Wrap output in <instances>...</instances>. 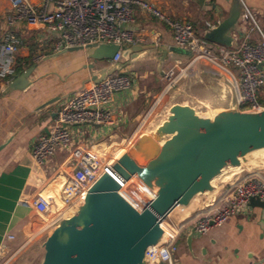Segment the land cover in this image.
<instances>
[{
  "label": "crops",
  "instance_id": "1",
  "mask_svg": "<svg viewBox=\"0 0 264 264\" xmlns=\"http://www.w3.org/2000/svg\"><path fill=\"white\" fill-rule=\"evenodd\" d=\"M145 1L172 20L190 22L194 32L203 38L211 29L207 24L215 27L227 16L234 2ZM244 3L264 31V0H244ZM8 8L9 0H0V40L4 29L3 15ZM21 30L23 47L17 69L24 71L30 60L35 61L36 66L30 79L32 84L23 92L2 96L7 84L0 80V255L13 245L21 249L34 245L43 249L54 228L41 225L47 216L38 214L26 204L27 201L40 194L55 199L56 192L69 180L75 162L83 158L85 151L93 152L106 142L125 136L130 123L141 115L150 96L155 98L162 91L166 70L177 62L186 63L188 58L187 53L173 46L172 33L163 22L151 13L137 9L130 26L135 40L131 46L140 45L150 50L139 53L137 57L133 55L136 58L130 62H120L123 64L121 71L132 81V87L112 95L106 103L113 113L114 126L73 128L69 147L57 151L46 164L37 165L31 156V147L40 136L47 134L58 107L89 85L83 83L107 65L89 71L88 67L93 62L87 60L82 51L53 58L55 54L50 47L49 34L41 29ZM246 31L247 23L239 21L230 33L233 42L240 43ZM252 40H258L256 34L252 35ZM170 48L174 49L173 53L169 52ZM164 49L167 54L162 60ZM52 64L58 69L51 70ZM193 68L194 74L169 93L166 100L170 118L164 122L180 112L197 113L203 109L202 105L213 111L225 110L235 101L229 77H220L202 66ZM233 77L237 79L236 71H233ZM58 96L62 98L60 101L41 108ZM127 146L129 148L130 145ZM121 149L125 150L112 143L104 148V153L117 156ZM259 169L264 171V162ZM246 171L242 169L236 176ZM216 192L217 189L212 197ZM259 222L260 210L247 206L240 214L228 217L220 227H212L202 235L193 234L190 247L186 243L189 231L183 236L184 242L178 244L175 264H264V230L259 227ZM8 236L13 240H8Z\"/></svg>",
  "mask_w": 264,
  "mask_h": 264
},
{
  "label": "built area",
  "instance_id": "2",
  "mask_svg": "<svg viewBox=\"0 0 264 264\" xmlns=\"http://www.w3.org/2000/svg\"><path fill=\"white\" fill-rule=\"evenodd\" d=\"M237 1L241 7L240 21L247 23V31L240 43L222 46L198 36L190 22L172 20L145 0H9V8L3 15L4 29L0 40V80L9 83L17 75L23 28L41 29L49 34L54 54L73 47L116 45L118 50L105 67L111 68L122 61V49L135 44L130 26L135 11L141 9L170 29L173 46L187 53L191 64L200 62L218 76L229 77L236 105L241 110L257 111L263 108L258 96L264 89V35L244 0ZM207 26L212 28L209 24ZM253 34L258 37L255 42ZM178 65L180 62L164 74L168 85L163 94L174 89L181 79L182 74L174 75L173 72ZM233 71L237 72V79L233 77ZM131 87L132 81L118 71L106 74L98 83L89 82L66 99L56 110L47 134L40 136L31 147L35 163L44 165L57 151L67 149L71 143V130L75 127L114 126L113 113L106 103L112 95ZM117 160L114 155L99 158L95 152L85 151L83 158L75 162L69 180L58 190L57 199L66 208L81 207L91 187L105 174L124 187L123 180L113 170ZM250 198L264 201L263 170L246 171L228 184L223 183L205 211H199L173 227L167 225L168 230L165 228L166 233L162 232L158 243L146 249V264H175L174 256L182 236L191 230L193 234L202 235L212 227H220L228 217L247 208ZM26 204L44 216L49 214L53 205L60 210L53 197L42 194ZM164 224L165 221L160 225L161 230ZM7 239L13 240V237L8 236Z\"/></svg>",
  "mask_w": 264,
  "mask_h": 264
},
{
  "label": "water",
  "instance_id": "3",
  "mask_svg": "<svg viewBox=\"0 0 264 264\" xmlns=\"http://www.w3.org/2000/svg\"><path fill=\"white\" fill-rule=\"evenodd\" d=\"M240 15L241 7L234 0L227 16L207 30L204 38L222 46L236 45L230 33L239 23ZM117 50L118 46L107 44L84 49L73 47L53 58L82 51L93 62L88 67L93 71L95 61H109ZM148 50L149 47L140 45L124 47L122 61L130 62ZM169 52L173 53L174 49L170 48ZM166 54L164 49L162 60ZM35 66L16 75L1 95L28 89ZM122 68V63L103 68L83 84L98 83L106 74ZM61 99L54 97L41 108ZM213 112L210 116L177 113L146 135L145 147L155 151L148 161L137 160L132 152L122 155L113 170L123 180L124 187L111 176L103 175L91 187L77 213L51 231L43 245L41 264H139L146 249L158 243L162 236L160 225L175 208L186 207L195 196L213 192L216 187L212 181L223 172L258 170L250 165L249 156L264 149V107L243 111L234 101L230 108ZM248 207L260 210L259 227L264 230V201L250 198ZM192 235L193 230L186 236L188 247Z\"/></svg>",
  "mask_w": 264,
  "mask_h": 264
},
{
  "label": "rangeland",
  "instance_id": "4",
  "mask_svg": "<svg viewBox=\"0 0 264 264\" xmlns=\"http://www.w3.org/2000/svg\"><path fill=\"white\" fill-rule=\"evenodd\" d=\"M258 28L261 30V32L264 34L263 29L260 27L259 23L257 22ZM35 61L30 60V64H34ZM107 64V61H95L94 62V68L97 69L101 65ZM49 65V64H48ZM56 65V64H55ZM175 65V64H174ZM173 66L169 67L167 71L172 69ZM199 67L202 66L206 68L202 63L195 62L191 64V58L188 56L186 63H180L175 70L173 69L174 75H180L181 79L178 80L175 84V88L180 84V82L187 80L192 74H194L193 67ZM29 66H27L25 69H27ZM51 70L58 69V66L51 65ZM24 69V70H25ZM165 72V73H166ZM9 80V79H7ZM164 81V87L158 95H155V98L148 99L147 104L143 107V111L141 115L130 123L129 128L124 133L125 136H120L116 140H111L103 144L100 148L93 149V152L96 151V155L100 158L104 153V148L112 143L118 144L119 147L125 148V150L121 149L120 151L125 154L132 152L136 159L139 161H148L152 154V149L149 147H145V136L149 133L153 132L158 126L162 125L164 121L167 120L169 117V111L168 107L169 104L167 103V97L170 95L173 90L169 91L167 94H163L164 90L166 89V86L168 85V82H166L165 78L163 77ZM7 84V81H4ZM226 93V92H224ZM227 94V93H226ZM258 100L262 101V104L264 103V89L260 90ZM201 110H199L197 113L202 114L205 116H210L213 112V110H210L209 108L202 105ZM127 145H130L129 148ZM98 150V151H97ZM118 152V154L120 153ZM113 154V153H112ZM112 154L110 153L108 157H111ZM103 157V156H102ZM250 165H253L254 167L261 166L264 162V153H259L257 155H251L249 156ZM261 170V169H258ZM236 176V173L232 174L231 179H233ZM229 179V181L231 180ZM228 181V180H227ZM221 183L220 181L215 182V187L217 189V192L214 194L212 198H208L207 196H199L198 200L195 202H191V204L188 207H180L178 212H174L171 216H168L165 220V224L162 227V229L166 228V226L173 227L178 222L185 220L191 216H193L195 213L199 211H205L207 207L213 202L215 199L218 189L220 187ZM58 198V191L56 192V202ZM195 203V205L192 204ZM78 208V207H77ZM76 208V209H77ZM194 208L193 211H191ZM76 211V210H73ZM191 211V212H190ZM53 212L55 215L51 216L50 218L45 217L41 223V225L49 226L50 229L55 228L61 222H63L64 215L61 210H56V207L53 205ZM190 212V213H189ZM187 217H183V215L188 214ZM182 216V217H181ZM37 224H40L38 221ZM168 230V227L166 228ZM179 242H184V237L182 236L178 240ZM43 253L44 250L39 246H30V247H21L19 246H11L8 251H4L3 254L0 255V264H41L43 260ZM175 258V257H174ZM177 264V263H176Z\"/></svg>",
  "mask_w": 264,
  "mask_h": 264
},
{
  "label": "bare ground",
  "instance_id": "5",
  "mask_svg": "<svg viewBox=\"0 0 264 264\" xmlns=\"http://www.w3.org/2000/svg\"><path fill=\"white\" fill-rule=\"evenodd\" d=\"M152 149V148H151ZM155 153V151H154V149H152V154H151V157H152V155ZM258 153H264V149L263 150H259V151H255V152H253V153H251V155H256V154H258ZM108 153H103V157L104 158H106V157H108ZM122 155H124L123 153H120V154H118L117 156H115V158L116 159H119ZM250 155V154H249ZM150 157V158H151ZM238 172V170L237 169H233V170H230V171H226V172H223L219 177H217V178H215V179H213V181H212V185H213V187H215V182H217V181H220V183L222 184V183H225V182H227V180L229 181V179H231V176H232V174H234V173H237ZM215 190H216V188H215ZM215 190L213 191V192H215ZM213 192H210V193H206V194H204V195H206L208 198H212V194H213ZM147 193H149V192H147ZM150 194V193H149ZM215 194V193H214ZM151 196H153V193L151 192ZM197 199H198V196H195L194 198H193V200L191 201V202H195V201H197ZM191 202L189 203V205L191 204ZM188 205V206H189ZM188 206H186V207H188ZM57 207H59L60 208V210L62 211V213H63V215H64V222H66V221H69L76 213H77V211H78V209L79 208H66L59 200H58V202H57ZM179 208L180 207H177V208H175L172 212H171V214L169 215V216H171L174 212H178V210H179ZM73 210H76V211H73ZM53 215H55L54 214V212H53V209L52 210H50V212H49V214L47 215V218H50L51 216H53ZM187 215V214H186ZM185 215H183V217H184ZM182 217V216H181ZM164 225H162V227H163ZM163 231V233H166V229L164 228V229H162ZM139 264H146V262H145V259H143Z\"/></svg>",
  "mask_w": 264,
  "mask_h": 264
},
{
  "label": "trees",
  "instance_id": "6",
  "mask_svg": "<svg viewBox=\"0 0 264 264\" xmlns=\"http://www.w3.org/2000/svg\"><path fill=\"white\" fill-rule=\"evenodd\" d=\"M27 65L29 66H31L32 64H30V63H27ZM22 72V70L19 68V69H17V74H19V73H21ZM259 102L261 103V105L264 107V103L262 104V101H260L259 100Z\"/></svg>",
  "mask_w": 264,
  "mask_h": 264
}]
</instances>
